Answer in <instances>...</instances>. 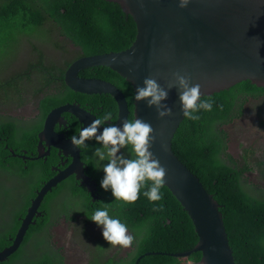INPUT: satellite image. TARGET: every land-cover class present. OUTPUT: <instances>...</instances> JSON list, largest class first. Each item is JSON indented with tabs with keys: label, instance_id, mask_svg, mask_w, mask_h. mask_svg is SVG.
I'll use <instances>...</instances> for the list:
<instances>
[{
	"label": "trees",
	"instance_id": "trees-1",
	"mask_svg": "<svg viewBox=\"0 0 264 264\" xmlns=\"http://www.w3.org/2000/svg\"><path fill=\"white\" fill-rule=\"evenodd\" d=\"M21 35H24L20 42L23 41L22 48L27 50V60H21L12 76L0 82V93L4 96L0 99V189L4 190V198L0 200V254L13 245L11 241L21 229L27 210L44 182L56 175L52 169L60 160L56 150L46 159L27 166L20 156L25 152L37 155L39 134L53 109L78 100L82 104L91 102L88 100L91 97L80 98V94L66 86V71L88 55L127 49L135 38L136 25L130 16L126 18L117 3L104 0H0V51L13 45L14 37ZM42 36L47 43L39 40ZM8 53L2 51V58ZM68 55L71 57L66 59ZM84 74L87 77L99 74L122 91L128 103V120L134 119L133 90L125 79L109 68L82 72L81 77ZM50 85L53 92L47 90ZM24 91L28 92V99L24 98ZM209 97L214 101L213 110L201 111L195 121L184 118L176 132L173 151L222 206L236 263L264 264V190L246 188L243 183L247 174L264 164L253 163V152L249 150L248 158L240 165L229 153L226 131L234 121L243 118L249 99H264V88L246 81ZM9 102L12 106H6ZM104 102L105 112L101 102L94 112L98 116L111 113L115 122L114 99L108 95ZM30 106L34 108L32 116L25 114ZM2 109L5 114H1ZM73 122L79 131L77 119ZM86 143L89 144V149H84V162L89 167L86 174L97 178L99 170L92 167L95 163L92 152L99 145L94 141ZM3 178L21 183L4 189ZM60 190L56 188L46 195L38 209L40 216L34 218L35 225L27 232L21 249L3 264H57L53 258H42L45 240L36 247H32L31 241L48 233ZM102 193L104 202L110 206V215L126 223L129 233L135 236L144 233L140 238L135 237L138 246L131 258L120 263L116 256H102L106 258L102 264H185L186 259L177 261L154 254L186 252L197 243L192 222L167 187L161 188L163 199L155 203L141 195L136 202L125 204L112 200L109 192L102 190ZM12 194L20 196L17 203L10 198ZM102 203H94V209L102 207ZM91 204L88 200V206ZM161 205L162 210L154 211ZM200 258V254H193L189 261L199 264ZM92 260L96 264L93 255Z\"/></svg>",
	"mask_w": 264,
	"mask_h": 264
},
{
	"label": "water",
	"instance_id": "water-1",
	"mask_svg": "<svg viewBox=\"0 0 264 264\" xmlns=\"http://www.w3.org/2000/svg\"><path fill=\"white\" fill-rule=\"evenodd\" d=\"M104 1L117 3L126 18L131 15L137 30L135 40L121 53L76 61L65 73L66 86L78 94H110L118 109L117 126L128 115L123 95L106 82L82 80L80 73L85 69L109 67L127 78L134 91L145 78H153L167 91L162 103L172 109L170 116L158 119L155 108L147 107L146 101H135V118L152 126L150 150L165 169L164 182L192 218L200 242L201 264H235L210 193L173 151L184 117L177 88L169 85L174 81L173 73H180L191 84L200 86L202 97L247 79L264 86V0H189L185 8H178L177 0ZM63 114L74 116L83 126L97 117L76 103L61 106L46 116L39 149L45 143L48 154L53 147L59 155L66 157L71 151L79 160L58 172L37 192L12 247L0 254V264L22 247L34 218L40 216L38 209L44 197L74 173L85 179L84 149L73 148L69 139L55 129L56 125H64ZM99 131L98 127L97 134Z\"/></svg>",
	"mask_w": 264,
	"mask_h": 264
},
{
	"label": "clouds",
	"instance_id": "clouds-1",
	"mask_svg": "<svg viewBox=\"0 0 264 264\" xmlns=\"http://www.w3.org/2000/svg\"><path fill=\"white\" fill-rule=\"evenodd\" d=\"M188 3L189 0H177V7L185 8ZM173 78L174 81L169 87L174 86L177 88L183 117L195 121L200 118L199 113L201 111L211 112L213 110L214 101L211 97L207 99L202 98L198 84H191L189 78L180 73H173ZM47 90L53 92L52 86L50 85ZM167 95V91L155 79L145 78L142 81V86L136 87L132 98L136 102L146 101L147 107L156 109L157 118L163 119L170 116L172 112L171 108L162 103V101L167 99ZM71 103L68 102L61 106ZM64 115L70 114L62 115V119L65 122ZM113 120L114 117L111 113H105L103 116L95 117L91 123L83 126L78 134H69L70 138H67H69L70 145L77 150L89 149V144L86 143L87 141H94L95 145H99L98 147L92 146L94 149L92 158L95 160L92 167L103 172V177L99 181V187L101 190L109 192L112 200L131 204L143 195L151 203L161 201L163 199L161 188L164 187L165 169L150 150L154 139L152 136V126L139 118L123 120L119 126H117V123H113ZM61 126L65 127V125ZM44 127L45 123L43 129ZM98 127L100 128L99 134H97ZM39 146L37 155L34 154V156L29 157L30 152H25L20 156L26 166L30 162L46 159L47 156L38 159L40 154L44 155L40 152ZM44 153L46 152L44 151ZM61 160L63 163L65 156H61ZM105 161L106 163H102ZM57 168L58 166H54L52 169L53 172H56V175L59 172L56 171ZM58 186L54 189L58 188ZM12 201L14 202L15 200L13 199ZM102 205V207L94 209L88 219L101 229V236L109 245H119L124 248L130 247L135 237L129 234L127 224L122 222L118 216L110 215L111 209L109 204L102 203ZM159 210H162V205L154 208V211ZM33 224L35 225L34 220ZM46 238L47 234L45 232L39 238L33 239L31 241L32 247L35 244L40 245L41 241L46 240ZM36 241L38 242L35 243ZM11 242L13 244L14 240ZM11 258L12 256L6 261ZM6 261H3V263Z\"/></svg>",
	"mask_w": 264,
	"mask_h": 264
},
{
	"label": "rangeland",
	"instance_id": "rangeland-1",
	"mask_svg": "<svg viewBox=\"0 0 264 264\" xmlns=\"http://www.w3.org/2000/svg\"><path fill=\"white\" fill-rule=\"evenodd\" d=\"M48 30V29H45ZM21 36L14 37L13 45H7L3 50L0 51V82L2 80H6L11 77L14 70L19 66L21 60H27L26 53L27 50L22 48L23 41L20 42ZM61 40L60 38H57ZM39 40H45L47 43V39L42 36L39 37ZM10 51L3 58L1 56L2 51ZM22 57V58H21ZM32 58H36L35 55L31 56ZM70 58L69 55L66 56V59ZM6 61H10V63H6ZM4 96L0 93V99ZM24 98L28 99L29 94L27 91H24ZM31 102V101H30ZM6 106H12L11 102H9ZM4 108V107H2ZM1 109V108H0ZM1 114H5L6 112L2 109ZM25 114L32 116L34 114L33 106L27 107ZM227 134H229V153L232 154V157L238 161L240 165H243L247 156V151L253 152V163L255 162H263L264 164V99L254 100L249 99L248 103L245 106L244 116L240 120L234 121L229 127L226 128ZM6 182L3 188L16 185V182L21 183L19 180L15 179L12 181L3 178ZM246 188L259 187L264 190V165L258 167L256 170L245 176L243 181ZM1 187V186H0ZM10 198L15 200L14 202H18L20 200V196L18 194H12ZM4 198V190L0 189V200ZM74 204V200L67 194L65 191L62 195L57 198L55 203V213L62 214L67 209L72 207ZM53 219V218H52ZM36 241L35 243H37ZM69 244L67 251L68 256L71 260L68 261L75 263L77 260L83 258L85 255L78 251L77 248L72 249L73 241L70 239V234L64 240H58V247H64L66 244ZM34 243V244H35ZM50 241H45L43 245L42 254L47 256V259L53 258L58 261L59 259L56 257L55 251L57 250L55 247L52 248L50 246ZM37 245L35 244L34 247ZM82 248L86 250L88 254H92L96 264H99V258L105 256L107 253V249L101 245V242L95 239L88 240L84 237ZM93 260L91 259V264Z\"/></svg>",
	"mask_w": 264,
	"mask_h": 264
},
{
	"label": "flooded vegetation",
	"instance_id": "flooded-vegetation-1",
	"mask_svg": "<svg viewBox=\"0 0 264 264\" xmlns=\"http://www.w3.org/2000/svg\"><path fill=\"white\" fill-rule=\"evenodd\" d=\"M88 56H92V55H88ZM96 69L97 68L88 69V70H85L84 73L88 71L96 70ZM82 79L102 80V81L110 82L108 80L100 78L99 74H97L96 76H89V77H87L84 74V76H82ZM106 96L108 95H102L101 97L100 95L88 96V95L80 94V98L91 97L90 99H88L91 102L82 104V102L78 100L77 102H72V103H76V105L90 109L94 112V108L98 105L99 102H101L102 112H105L104 106L102 103H105L104 97ZM95 115L98 117L97 113H95ZM36 116H34L35 119H36ZM64 118H65V123H64L65 127L56 125L55 126L56 131H58L59 134L65 135L66 137H69V134H73V135L78 134L79 131H76V127L73 122L74 117L71 115H64ZM113 123H116V120ZM82 127L83 125L80 124V129ZM52 150H56L58 152V157L60 158L59 164L56 165L58 166L56 171L62 172L63 170H65L71 165L72 159L66 156L64 162L62 163L61 156L63 155H59V151L53 147L50 148V154H48L47 148L45 147V143H43V145L41 146L40 152L44 154V151H45L47 154H45L44 156L48 157V156H51ZM32 156H34V154L29 155V157H32ZM102 163H106V161ZM84 171H85V174L87 171H89V167L87 166L86 162H84ZM102 177H103L102 171L98 172L97 178L90 177L92 181H95L97 184L96 189L94 186L92 188L94 192H90L87 187L82 185V180H79L77 178V175H73L59 184L57 190L59 188H61V190L58 192V197L66 191L67 194L71 197V199L74 200V204L72 207L67 209L62 214L55 213V205L53 208L54 217H53L50 227H48L47 238L45 241H50V243L48 244H50L52 248L55 247L57 249L55 251L56 257L59 259L57 261V264H91L92 254H88L86 250L82 248L84 237L88 240L95 239V240L100 241L101 245L107 249V253H110V257L116 256L117 261H120V263L126 258L127 253L125 251V248L124 247L121 248L118 245L111 247V245H109L108 242L103 240L101 236V229L98 226H96L94 222L88 219L94 210V203L98 202L101 204V202H104L105 197L102 193V190L99 187V181L102 179ZM88 200H91L93 204L88 206ZM54 233H58V236H60L63 240L67 238V236L70 234V239H72L73 241L72 249L77 248L78 251L81 253H84L85 256L77 260L75 263H72V262L68 263V261L71 260V258L68 256V251H67L69 244L67 242L66 246L62 248H57L58 243L54 240ZM129 248H131V246ZM42 258L47 259V256L42 254ZM106 258H103V259L99 258V261H100L99 264H102L104 259Z\"/></svg>",
	"mask_w": 264,
	"mask_h": 264
},
{
	"label": "bare ground",
	"instance_id": "bare-ground-1",
	"mask_svg": "<svg viewBox=\"0 0 264 264\" xmlns=\"http://www.w3.org/2000/svg\"><path fill=\"white\" fill-rule=\"evenodd\" d=\"M112 3V2H111ZM115 3V2H114ZM127 16H130L131 17V15L130 14H127ZM132 18V17H131ZM133 19V18H132ZM134 21V20H133ZM135 23V22H134ZM136 25V24H135ZM136 33H137V30H136ZM136 36V35H135ZM134 40H135V38H134ZM133 40V41H134ZM133 43V42H132ZM132 43H131V45H132ZM130 45V46H131ZM129 48V47H128ZM127 48V49H128ZM127 49H125V50H127ZM125 50H123V51H125ZM123 51H119V52H107V53H103V54H97V55H92V56H88V57H86V58H91V57H98V56H102V55H109L110 53H121V52H123ZM94 68H109V67H106V66H95V67H90V68H88V69H94ZM88 69H85V70H88ZM110 70H111V68H109ZM84 70V71H85ZM111 71H113V70H111ZM113 72H115V71H113ZM116 73V72H115ZM117 74V73H116ZM118 75V74H117ZM118 76H120L121 78H123V79H125L130 85H131V87H132V90H133V94H134V85L127 79V78H125L124 76H122L121 74L120 75H118ZM82 80H84V81H102V80H88V79H82ZM246 81H251L252 82V84L253 85H256L257 87H259V88H264V86H261V85H259L258 83H256V82H254V81H252L251 79H247V80H243V81H241V82H238V83H236L235 85H233V86H231V87H229V88H226L225 90H229V89H231L232 87H234V86H236L237 84H239V83H242V82H246ZM102 82H106V81H102ZM106 83H108V84H110V85H112V86H114L118 91H120L114 84H112V83H110V82H106ZM225 90H222V91H225ZM121 92V94L123 95V97H124V99H125V102H126V105H127V111H128V115H127V120L129 119V108H128V103H127V101H126V98H125V96H124V94L122 93V91H120ZM221 92V91H220ZM215 93H219V92H214V93H212V94H210V95H206V96H203V97H209V96H211V95H213V94H215ZM81 95H88V96H93V95H99V94H86V93H80ZM103 95H109V96H111L110 94H103ZM112 97V96H111ZM113 98V97H112ZM114 99V98H113ZM115 101V100H114ZM116 103V102H115ZM133 105H134V109H133V117H134V119H135V115H134V110H135V100H134V102H133ZM77 106H79V105H77ZM117 106V105H116ZM185 118V117H184ZM117 119H118V109H117V118L115 119L116 120V122H117ZM184 120V119H183ZM182 120V121H183ZM182 121H181V123H182ZM180 123V124H181ZM66 156H68L69 158H71L72 159V163H71V165L73 164V163H75V162H77L79 159L77 158V156L73 153V152H71V151H68V153H67V155ZM73 175H77V178L79 179V180H82V185H84L85 187H87L88 189H89V191L90 192H94V190H92V188H93V186L95 187V189H96V182L95 181H92V179L90 178V177H88L86 174H85V179L82 177V176H80L78 173H74V174H72V175H70V176H68V177H66L64 180H66L67 178H69V177H71V176H73ZM63 180V181H64ZM62 182V181H61ZM60 182V183H61ZM164 186L165 187H167V189L169 190V192L173 195V197L177 200V202L180 204V206L183 208V210H184V212L187 214V216L189 217V219H190V221L192 222V225H193V221H192V218H191V216H190V214H189V212H188V210H187V208H186V206L184 205H182L181 204V202L177 199V197L171 192V190L168 188V186H167V184L164 182ZM211 198H212V201H213V203H214V206H215V209H216V212H217V214L222 218V221H223V226H224V228H225V232H226V238H227V243H229V247H230V249H231V246H230V241H229V237H227V230H226V227H225V222H224V217H223V213L221 212V208H222V206L220 205V204H218L217 202H216V200L213 198V196L211 195ZM53 220V219H52ZM193 227H194V233H195V235H196V237H197V243L195 244V246L191 249V250H189V251H186V252H174V253H171V254H166V253H164V252H156V253H154V254H156V255H163V256H167V257H169V258H171V259H175V260H183V259H186V261H185V264H192V262L191 261H189V258H190V260H191V256L193 255V254H200L201 255V250H198V248H199V245H200V242H199V239H198V236H197V232H196V229H195V226L193 225ZM131 235H133L134 237H136V238H140V237H142V235L144 234V233H141L140 235H137V236H135L132 232L130 233ZM54 240L58 243V240H63L60 236H58V233H54ZM59 244V243H58ZM119 246V245H118ZM136 246H138V243L134 240L133 241V244L131 245V248H129V247H127V248H125V251H126V253H127V257H126V259H129V258H131V256H132V254H134V251H135V247ZM111 247H113L112 245H111ZM119 247H121V246H119ZM57 248H62V247H58V245H57ZM121 248H123V247H121ZM161 250V249H160ZM157 251H159V250H157ZM231 251H232V254H233V258H234V253H233V250L231 249ZM153 254V253H152ZM106 257L107 258H109L110 257V253H107L106 254ZM105 260V259H104ZM234 261H235V258H234ZM182 263V262H181ZM199 264H201V258H200V261H199ZM235 264H237L236 263V261H235Z\"/></svg>",
	"mask_w": 264,
	"mask_h": 264
}]
</instances>
